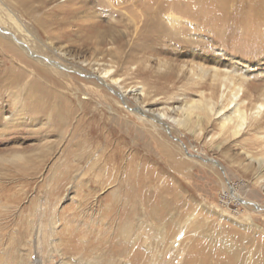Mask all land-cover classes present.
<instances>
[{
	"label": "rangeland",
	"instance_id": "374dc122",
	"mask_svg": "<svg viewBox=\"0 0 264 264\" xmlns=\"http://www.w3.org/2000/svg\"><path fill=\"white\" fill-rule=\"evenodd\" d=\"M16 1L0 0L2 21H14L52 55L60 47L87 59L101 51L104 62H113L121 88L142 90L139 103L154 110L180 107L201 92L215 94L210 74H192L198 68L246 77L247 109L263 102L251 89L264 93V13L252 17L249 0H26L25 7ZM161 3L174 6L164 17L176 20L179 40L165 33L145 37L144 17ZM70 10L74 14L65 13ZM29 12L46 21L49 39L39 35ZM82 22L96 30L78 31ZM7 24L0 25L2 34ZM60 32L70 41L85 39L70 46L56 41ZM6 59L0 54V78ZM88 72L73 73L78 81L64 79L51 89L78 107L60 129L46 117L18 116L13 100L39 97L26 90L31 78L11 93L0 86V264H19L21 257L35 263L47 252L51 264H109L118 248L137 250L143 258L138 264L157 255L162 264H183L191 248L210 236L252 228L254 238H264V130L251 126L232 138L221 132L219 119L203 120L196 131L192 118L187 128L168 123L169 131L155 132L135 118L132 93L126 97L131 110L119 111L111 98L121 101L110 87L103 97L83 81L96 80V71ZM174 111L168 113L178 118ZM5 117H12L11 126ZM229 187L241 200L230 199Z\"/></svg>",
	"mask_w": 264,
	"mask_h": 264
},
{
	"label": "bare ground",
	"instance_id": "6f19581e",
	"mask_svg": "<svg viewBox=\"0 0 264 264\" xmlns=\"http://www.w3.org/2000/svg\"><path fill=\"white\" fill-rule=\"evenodd\" d=\"M5 1L8 2L10 0ZM66 1L67 4H71L76 0ZM16 2L18 6H27L26 0H17ZM245 4L250 9L252 17H258L264 13V0H249V3L246 2ZM173 7L174 6L172 5L161 3L158 5L156 4L154 8L151 7L149 9L143 20V31L147 39L151 38L153 40L154 36L164 35L165 33V36L168 39L179 40L180 34L176 25L177 23L174 22L176 20L169 16L164 17V14L168 10L174 9ZM26 10L29 9L26 8ZM38 10H40V8H37L35 11L38 12ZM74 12V10H70L65 13L74 14ZM27 15L34 21L33 23L36 26L35 28L37 32L39 31V35H48L45 36V38H48L51 30L48 28V26H45L46 21L33 16L32 12H29ZM7 19L11 20V17H8ZM7 23L8 21L6 20L5 22L4 18L3 21L0 19V25ZM7 25L9 30L7 29L5 32H3V34L2 29H0V54L7 58L6 63H8L0 78V86H6L8 88L7 91L11 93L13 89L21 86V84L23 85V80L31 78L29 80V84H25L27 85L26 90H28L29 94L36 92L39 95V97L34 101H31L28 97L23 100H13L14 106L20 110L17 111L18 116L22 113L24 115L27 114L36 117H46L48 120L52 121V125L58 129L64 128L74 116V113L78 111V107H76V104L72 102L55 97L52 94L51 89L57 86V84L64 79L69 82L78 81V79L73 76V73L92 75V73L88 71L94 69V71L97 73L96 80L92 81L85 79L83 81H85L86 84L95 86L97 88L95 91L97 95L101 94L103 97L108 96L107 90L108 87H110L114 91L113 93L116 95V97L121 101L117 102L115 99L111 98V101L114 104H117L119 107V111H122L123 109L131 110L129 108L130 103L126 97L128 94L132 93L135 103H137L133 104L134 107L132 110L135 111V114H137V116L134 117L137 118L140 123H142V125H147L155 132H158L160 127L169 131L170 126L168 123L178 126L179 128H187L190 125L192 118L196 120V131L201 130V123L203 120L210 122L211 119H219L221 132L229 133L232 138L238 137L241 132L245 131L251 126H254L255 131L264 130V114L262 113V109L264 108V93H259V90L256 87H252L251 91L255 92L256 94L258 93L257 98H254V100L256 101L262 99L263 102H255L251 104L249 109H247L244 100V97H246L247 94H245L243 90V85L247 83V78L239 75L236 76L232 71L229 72L225 70L220 71L213 69L211 72H208L204 68H198V75H196L192 70V74L197 77L196 79H202L210 74L209 78L211 79L212 85L217 87V91L214 92L217 97L215 94L213 95L216 98L213 97L212 94L209 95V97H206V95L201 92L198 100L190 102L184 101L183 105L180 107L174 109L168 108L154 110L151 108L153 106L152 104L149 105L150 107L148 104L145 106L144 100L139 103V100L141 98L144 99L145 96L142 90L126 91V89L124 90L123 87L121 88L122 85L119 81V78L116 77L112 72L113 62L109 61L111 64L104 62V58L101 57V51L98 50L94 52L92 58L87 59L85 56L78 53L70 54V51H66L64 48L60 47L57 49L56 55H52V51L50 49L42 46L37 47L34 42L31 41L32 39L23 36L22 34L24 33V30L21 28V26H18V24L14 23V21L13 24L9 22ZM93 25L94 24H88V22H82L78 26V31H84L85 33L89 32V34L90 32L93 33L96 30V26ZM17 37H20L18 38L19 40L16 39ZM55 37L56 41L60 43H65L68 40L69 42H66V44H70V46L76 43L83 44V40L85 39L81 36H77L75 37L76 39L74 38V41H70L68 36L61 32L57 33ZM80 37L82 38V43L79 41ZM139 49L143 50L144 46L140 47ZM26 67L29 68L30 71H28ZM20 88L21 87H19V89ZM4 92L5 91L0 87V97L4 94ZM174 110H176V112L178 111V118L173 117L168 113L175 112ZM33 116L31 119L34 118ZM14 118H16L15 114ZM31 119L30 121L33 122L34 120ZM2 120L7 126L12 125V117H5L2 118ZM208 161L211 162V160ZM261 161L263 162L261 163L264 165V158ZM218 167L220 166H217V168ZM64 175L66 177L68 176V174ZM54 177L55 176H53V178ZM262 188L264 190V184ZM229 190L230 192L228 195L230 196V199L233 200V202H238L241 200L234 188L229 187ZM177 192L178 191L175 190L173 194H176ZM176 195L179 196V194ZM253 206L257 207L256 204H253ZM54 217L55 216L52 218ZM249 223L251 224V220ZM54 225L55 224L50 226L49 232L51 235L54 233ZM37 232L39 233V231ZM228 232V234L225 233V235L221 236V238H216L217 235H214L210 236L205 243H196L184 259L183 264H264L263 237L261 239L256 237L254 238V231H252V228L247 229V231L244 233L237 230H229ZM246 240H249V246L246 244ZM38 245L39 243H35L36 251H39ZM172 246L173 243L171 248ZM66 249L72 252L75 248H73L72 245H69ZM32 250L34 252V249ZM117 250L118 251L116 255L112 256L108 262L109 264H138L140 261H143L142 256H140L137 250H133V252H128L127 249L123 248H118ZM36 253L39 255V252ZM46 254L45 258L42 259L39 258V255L35 263H30L27 261L25 262L24 257H21L19 264H51V253L47 252ZM130 255V262L126 263L125 259ZM157 260L158 255L154 256V259L150 262V264H162L161 260H159V262Z\"/></svg>",
	"mask_w": 264,
	"mask_h": 264
}]
</instances>
